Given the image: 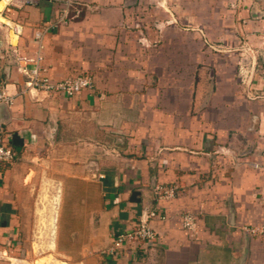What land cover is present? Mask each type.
<instances>
[{
    "label": "crops",
    "instance_id": "1",
    "mask_svg": "<svg viewBox=\"0 0 264 264\" xmlns=\"http://www.w3.org/2000/svg\"><path fill=\"white\" fill-rule=\"evenodd\" d=\"M4 2L0 82L13 104L0 105V140L15 158L0 162V264H26V161L43 154H66L55 164L56 243L68 256L75 250V264H241L245 248L244 264H264V0H177L174 14L141 0H79L58 25L57 4ZM37 28L41 74H88L91 89L72 97L26 89L11 51L31 58ZM156 186L174 188L173 198H158ZM184 212L197 219L192 237ZM141 220L155 243L103 254L115 233Z\"/></svg>",
    "mask_w": 264,
    "mask_h": 264
},
{
    "label": "rangeland",
    "instance_id": "2",
    "mask_svg": "<svg viewBox=\"0 0 264 264\" xmlns=\"http://www.w3.org/2000/svg\"><path fill=\"white\" fill-rule=\"evenodd\" d=\"M141 1L148 3L149 7L152 6L155 8H161L162 4L164 7L169 6V11L173 14L175 11H177V9H173L175 7V1L177 0ZM161 10L160 12H162ZM159 17L164 18L166 16L159 14ZM175 17L176 16L174 15L173 18ZM173 18L172 16H170V20L166 21L173 23ZM183 27L185 29H189L190 27H192V25L185 24L184 26H182L181 24H174V29L176 30L178 28V30L180 31V29ZM174 29L171 31V33L173 34L171 44H177V35ZM189 32V30H186L185 33L188 34ZM138 44L141 47L146 48L147 46H155L156 44H158V42L154 41L147 43L146 40H139ZM209 45V41L202 42V48L203 51H205L203 52V62L206 61L205 67L207 70V78L210 77L209 70L211 66L210 56L208 54V51L210 50ZM186 48L192 49L193 42L189 43L187 41ZM185 79L187 81H191V74L187 72ZM61 155L62 156L56 157L49 154H43V156H39V158H36V160L26 161L27 164L34 167H32L31 171L27 170L31 172L30 177L32 178L33 186H31V197L29 198V200H27L26 207L24 208L26 228L23 236L22 248L24 251L23 254L26 264H75V259L72 256L75 250L71 249L72 254L71 256H68L65 251L62 252L63 250H61L58 243H56L57 236L59 235L60 209L62 206L61 204H63V198H61V196L59 198V189L61 192V186L60 184L56 183L57 181L55 179L56 177H61L62 170L60 168L57 169V166L55 164L60 165V163L65 161L66 154ZM91 157L90 159H92ZM54 187H56V189H54Z\"/></svg>",
    "mask_w": 264,
    "mask_h": 264
},
{
    "label": "built area",
    "instance_id": "3",
    "mask_svg": "<svg viewBox=\"0 0 264 264\" xmlns=\"http://www.w3.org/2000/svg\"><path fill=\"white\" fill-rule=\"evenodd\" d=\"M3 7L22 8L24 6H34L41 1L57 4L60 6V16L54 24H65L73 18L70 16V12L75 10L79 0H0V4L3 2ZM13 31L16 35L21 33L19 26H13ZM43 28H37L34 30L33 37L36 42V51L31 58L21 56L15 51H11L12 58L16 65V68L21 72L25 78V86L27 90L42 91L46 93H59L66 97H72L77 93L88 90L93 87V79L90 75H78L65 78L59 81H52L48 77L41 74V51ZM27 65L30 67L27 68ZM0 104L9 107L13 104V97L7 94L5 86L0 82ZM14 152L5 146L0 140V162H11L14 160ZM155 195L158 198H173L175 189L171 187L156 186L154 188ZM150 216L154 217V213H150ZM164 220L163 217L160 218ZM180 223L183 230L187 232L189 236H194L197 232V219L190 212H184L180 215ZM157 241L156 232L147 224L145 220L139 221L131 229L114 234L109 248L103 251V254L109 257H117L124 248L135 249L138 251L145 248L146 245H151Z\"/></svg>",
    "mask_w": 264,
    "mask_h": 264
},
{
    "label": "water",
    "instance_id": "4",
    "mask_svg": "<svg viewBox=\"0 0 264 264\" xmlns=\"http://www.w3.org/2000/svg\"><path fill=\"white\" fill-rule=\"evenodd\" d=\"M0 105H2V104H0ZM2 106H5V105H2ZM230 220H232V214H230ZM246 252H247V249L245 248L244 249V254H243V258H242L241 264H244L245 263Z\"/></svg>",
    "mask_w": 264,
    "mask_h": 264
},
{
    "label": "bare ground",
    "instance_id": "5",
    "mask_svg": "<svg viewBox=\"0 0 264 264\" xmlns=\"http://www.w3.org/2000/svg\"><path fill=\"white\" fill-rule=\"evenodd\" d=\"M4 2V1H3ZM55 203V202H54Z\"/></svg>",
    "mask_w": 264,
    "mask_h": 264
}]
</instances>
